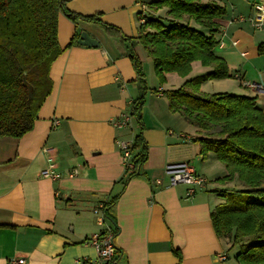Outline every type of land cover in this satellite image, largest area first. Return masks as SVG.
<instances>
[{
  "label": "crops",
  "instance_id": "crops-1",
  "mask_svg": "<svg viewBox=\"0 0 264 264\" xmlns=\"http://www.w3.org/2000/svg\"><path fill=\"white\" fill-rule=\"evenodd\" d=\"M145 2L69 0L66 9L82 16L99 14L125 37L138 38ZM205 2L226 9L217 21V37L219 41L227 33L229 40L216 53L227 62L239 90L256 97L264 112V56L258 54L264 30L240 22L253 17L255 6L264 0ZM82 32L100 47L79 45ZM58 35L64 53L52 66L54 86L34 129L21 139L0 137V264L21 259L26 264H99L89 242L106 226L115 231L116 264H239L230 258L233 245L217 235L212 222V213L223 203L220 191L236 188V183L218 182L226 175L221 163L216 174L206 172L219 161L212 154L204 160L200 143L185 142L184 136L197 138L196 129L190 134L186 121L170 112L166 91L159 87L151 100L147 96L139 124L132 117V105L141 88L128 45L96 24L72 22L63 12ZM77 35L76 44L69 47ZM231 40L239 46L234 48ZM136 52L148 65L144 51ZM149 66L155 74L152 61ZM154 96L158 103L151 108ZM124 117H130V123L118 129L115 122ZM55 121L60 124L55 126ZM141 133L149 144L148 161L142 176L127 181L119 143L134 142ZM48 159L61 175L57 181L41 177ZM198 161L207 164L205 170L197 168ZM180 164L206 177L208 186L191 197L187 185L171 186L166 171ZM75 171L78 174L70 177ZM110 202L112 220L103 227L94 209Z\"/></svg>",
  "mask_w": 264,
  "mask_h": 264
},
{
  "label": "trees",
  "instance_id": "trees-1",
  "mask_svg": "<svg viewBox=\"0 0 264 264\" xmlns=\"http://www.w3.org/2000/svg\"><path fill=\"white\" fill-rule=\"evenodd\" d=\"M144 10L138 38L125 37L101 15L82 16L66 9L69 0H0V137L21 139L30 133L39 111L51 95V69L64 50L59 43V16L74 23L96 24L128 47L142 94L132 105L139 124L146 104L147 80L136 47L142 45L162 84L168 74L187 78L194 63L212 71L187 80L164 93L169 110L196 129L204 160L213 155L226 169L219 183H236L220 191L223 203L212 213L217 235L237 247L239 264H264V112L257 98L235 94L209 96L203 83L232 78L227 62L216 53L218 19L227 11L204 0H139ZM162 13V14H161ZM74 37L69 47L77 42ZM118 38V39H119ZM264 56V43L258 47ZM149 144L143 133L133 144L135 168L126 170L130 181L142 176ZM113 203H108L109 212ZM180 255L178 250H174Z\"/></svg>",
  "mask_w": 264,
  "mask_h": 264
},
{
  "label": "built area",
  "instance_id": "built-area-1",
  "mask_svg": "<svg viewBox=\"0 0 264 264\" xmlns=\"http://www.w3.org/2000/svg\"><path fill=\"white\" fill-rule=\"evenodd\" d=\"M143 10L145 7H143ZM141 23H144V18H141ZM240 22L250 24L255 30H264V3L255 6V15L251 18H241ZM229 40V36L227 33H223L219 39L218 47L224 49L227 46V41ZM230 44L237 48L239 46V41L231 40ZM241 56L245 57L246 53H242ZM254 87V86H252ZM130 123V117H124L122 121H116L115 126L118 129H122L127 127ZM60 124L59 121H55L54 125L58 126ZM185 142L192 141V138L189 136H184ZM133 144L134 142H120L119 146L123 152V163L126 170L132 171L135 168L133 163ZM48 167L42 171V176L44 179H49L52 181H57L60 179L61 175L55 170L54 162L52 159H48ZM166 171L169 176V181L171 186L176 185H187L188 189V196H193L197 190L205 189L208 186V179L202 175L197 174L189 168L187 164H180L176 166H171ZM78 174L77 171L73 172L70 177H75ZM109 206L108 203L100 204L97 208L94 209L95 215L99 217V224L101 226H105L108 220V213ZM98 252V262L99 264H116L118 250L115 245V231L110 229L108 226L103 229V231H99L91 241L89 242ZM226 259L225 257L223 258ZM13 264H26L24 259L16 260Z\"/></svg>",
  "mask_w": 264,
  "mask_h": 264
},
{
  "label": "rangeland",
  "instance_id": "rangeland-1",
  "mask_svg": "<svg viewBox=\"0 0 264 264\" xmlns=\"http://www.w3.org/2000/svg\"><path fill=\"white\" fill-rule=\"evenodd\" d=\"M138 27H139V31H140L141 22L139 21V19H138ZM112 41L115 42L116 40L113 39ZM128 46L130 49V45H128ZM134 48L136 49V51L137 50L144 51V57L146 58L145 62L148 64V65H145L143 63V70H144V74L146 76L147 87H148L146 99H147V96H149V100H151V97H153V96H150V95H155V93H157V90H158L157 88H159V87H162L165 91H170V90H177L184 85L186 78H182L176 74H174V75L170 74L171 76H167L166 81L162 84V82L160 81V79L156 75V73L155 74L150 73L152 66H149V62H151L152 60L149 59V57H148L147 53L145 52L144 48L142 47V45L138 44ZM140 59H141V57H140ZM142 62H143V60H142ZM150 65H152V64H150ZM211 71L212 70L210 68L203 67V65H201L199 63V64L193 66V70H192L191 74L187 77V79L188 78L195 79V78L204 76ZM53 86H54V84H53ZM239 89H240L239 83H238V80L235 79V77L227 78L224 80H210V81L203 83V85H202V92L205 93L206 95H209V96L219 95V94H235V95L248 96V95H245L246 92L243 88H241V89H243L244 91H241ZM140 94H142V91ZM251 98H256V97L253 96ZM147 102H148V99L146 100V103ZM157 103H158V99H157V97L154 96L153 101L150 102L151 108H155ZM145 106H146V104H145ZM145 108L146 107L143 108V112H144ZM187 126H188L187 128L189 130L188 131L189 133H190V131L194 130L193 127L189 126L188 124H187ZM190 134H192V133H190ZM196 164H197L196 165L197 168L202 169V170L206 169L207 164H204L202 161H198ZM211 164H213L214 167L212 165L209 166L208 170L206 172H209L211 174L212 173L216 174V172H218V167H220L219 166L220 162H213ZM210 180H211L209 183L210 187H212V186L214 187V184L216 185V183L214 182L215 179H212V177H211ZM225 188H223V189L225 190ZM221 190H222V188H221ZM238 250L239 249L237 247H231L230 248L229 254H230L231 261H236L234 256L238 253Z\"/></svg>",
  "mask_w": 264,
  "mask_h": 264
},
{
  "label": "water",
  "instance_id": "water-1",
  "mask_svg": "<svg viewBox=\"0 0 264 264\" xmlns=\"http://www.w3.org/2000/svg\"><path fill=\"white\" fill-rule=\"evenodd\" d=\"M78 44L84 47H90L91 49H97L100 47V43L96 39L92 38L87 32L81 33Z\"/></svg>",
  "mask_w": 264,
  "mask_h": 264
}]
</instances>
